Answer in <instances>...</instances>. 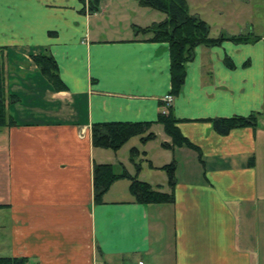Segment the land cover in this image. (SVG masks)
<instances>
[{"label": "crops", "instance_id": "crops-1", "mask_svg": "<svg viewBox=\"0 0 264 264\" xmlns=\"http://www.w3.org/2000/svg\"><path fill=\"white\" fill-rule=\"evenodd\" d=\"M189 13L200 18L194 12ZM154 11L135 0H0L6 109L0 129V257L28 264H264V37L197 47L173 98L179 130L193 145L164 150L138 179L169 192L157 168L176 162L174 203L133 202L115 182L95 205V164L134 166L120 151L93 148L91 126L155 122L170 91L168 46L135 35ZM163 15V14H162ZM201 20L208 22L203 18ZM211 38L229 37L227 27ZM53 58L65 90L55 91L32 56ZM232 63L233 68L225 61ZM261 114L256 129L217 135L210 119ZM154 134L169 138L160 125ZM165 163V164H162Z\"/></svg>", "mask_w": 264, "mask_h": 264}, {"label": "trees", "instance_id": "trees-1", "mask_svg": "<svg viewBox=\"0 0 264 264\" xmlns=\"http://www.w3.org/2000/svg\"><path fill=\"white\" fill-rule=\"evenodd\" d=\"M82 3L84 0H80ZM138 6L159 12L165 19L159 23H154L146 28L133 26L134 34L148 36L146 41L151 43H162L168 46L170 60V91L172 98L179 96L186 77V65L194 58V51L197 47H215L223 41H230L235 44H251L260 40L254 35H238L221 38H211L208 24L199 17L189 13L186 0H135ZM100 0H88V11L93 14L98 11ZM4 48H0V129L10 128L16 125L15 121L6 114L9 105L16 104L19 100L14 95H6V84L4 80V68L2 60ZM32 61L37 67L39 74L49 83L55 91L65 90V86L58 75V67L51 56L41 53L32 56ZM226 65L233 68L228 60ZM261 114L253 112L248 116H232L230 118L210 119L212 130L219 136H226L230 132L238 129H256ZM181 121L174 116L172 104L163 105V110L158 114L155 122H109L96 123L91 126V143L93 148L119 151L132 138H139L141 144L156 139V135L151 128L154 124L160 125L164 134L170 142L161 144L166 150L177 148H187L197 153L200 161L201 153L198 147L193 145L182 135L178 124ZM141 153L137 148L129 150V161L135 168V175L131 176L120 166V172H116L110 164H95L92 169V190L93 202L95 205L103 204V197L110 187L117 181L128 180V192L133 202L139 205H162L173 204V190L176 185L175 171L176 162L163 165L158 170L163 171L167 177V187L169 192H164L160 186H152L147 182L138 179L141 171V160H138ZM148 166L152 169L150 161ZM26 258L0 257V264H28Z\"/></svg>", "mask_w": 264, "mask_h": 264}, {"label": "rangeland", "instance_id": "rangeland-1", "mask_svg": "<svg viewBox=\"0 0 264 264\" xmlns=\"http://www.w3.org/2000/svg\"><path fill=\"white\" fill-rule=\"evenodd\" d=\"M186 3L190 8V12H194L200 18L206 20L213 30L224 26L233 36L249 34L264 37V0H186ZM153 13L155 20L160 17L164 18V15L159 12L154 11ZM6 114L9 116L8 110H6ZM164 140L162 134L146 144H141L138 137L132 138L123 146L124 148L122 147L123 149L121 148L122 150L120 149L119 157L129 159V150L137 148L139 152L144 153L138 158V160H141L143 173H152L147 168V161L166 162L163 161L162 155L165 153L170 156L168 152H164L166 149L161 147ZM112 166L114 167V165ZM116 172L120 171L116 170Z\"/></svg>", "mask_w": 264, "mask_h": 264}, {"label": "built area", "instance_id": "built-area-1", "mask_svg": "<svg viewBox=\"0 0 264 264\" xmlns=\"http://www.w3.org/2000/svg\"><path fill=\"white\" fill-rule=\"evenodd\" d=\"M172 101H173L172 96L167 95L166 97H164V103H166V106L171 105L172 104ZM139 264H141V263H139Z\"/></svg>", "mask_w": 264, "mask_h": 264}]
</instances>
